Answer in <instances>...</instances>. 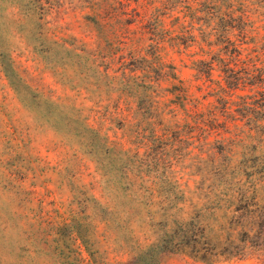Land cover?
Here are the masks:
<instances>
[{
    "label": "rangeland",
    "instance_id": "rangeland-1",
    "mask_svg": "<svg viewBox=\"0 0 264 264\" xmlns=\"http://www.w3.org/2000/svg\"><path fill=\"white\" fill-rule=\"evenodd\" d=\"M242 3L246 1L1 0L0 49L11 54L31 87L81 109L88 123L110 140L128 148L139 132L145 156L152 134L164 131V119L181 122L185 140L181 166L173 178L181 182V188L200 182L201 191L206 189L205 180L221 183L226 173L231 183L250 181L246 174L264 156V145L235 144L220 155L216 166L209 161L203 165L196 162L197 155L205 151L203 145L195 144L194 149L187 127L192 122L188 113L213 110L221 121L226 114L236 118H229L233 119L231 128L239 126L235 132L243 126L249 129L253 107L209 95L205 74L194 64L209 58L204 41L210 23L219 25L229 6L237 18ZM250 8L252 21L264 27V9ZM215 40L213 36L211 41ZM48 41L78 53L89 52L91 60L80 59L81 67L76 70L70 65L60 67L40 55L52 48ZM221 75L219 67L212 72L214 80ZM147 162L140 196L144 209L126 224L124 198L116 196L112 182L76 146L35 121L0 66V264H48L54 256L48 249L53 227L72 220L85 230H97L100 262L134 264V252L157 239V231L147 221L161 219L156 201L164 191L159 193L149 181L164 174L162 170L151 172ZM192 165L195 169H188ZM108 218L117 222L105 225L103 220ZM61 238L67 245L69 233ZM62 252L59 257L69 254L64 246ZM159 257L162 264H202L183 250ZM79 258L89 263L84 249ZM232 264H264V251H253Z\"/></svg>",
    "mask_w": 264,
    "mask_h": 264
},
{
    "label": "trees",
    "instance_id": "trees-1",
    "mask_svg": "<svg viewBox=\"0 0 264 264\" xmlns=\"http://www.w3.org/2000/svg\"><path fill=\"white\" fill-rule=\"evenodd\" d=\"M244 1L237 18L233 17L229 6L219 25L210 23L204 41L208 42L209 51L204 52L209 58L194 64L205 74L209 95L220 101L249 103L254 113L248 118V131L243 126L239 132L233 130L239 129L238 125L229 126L233 121L229 118H234L230 114L221 121L213 110L188 113L192 119L191 126H187L192 132V145L196 149L195 144H202L205 150L196 157V162H203V165L209 161L216 166L220 155L235 144L242 147L264 145V27H258L252 21L250 8L254 5L264 9V1ZM213 36L215 41H211ZM48 44L52 48L40 51V55L60 67L70 65L76 70L81 67L80 59L91 60L89 52L78 53L57 41H48ZM0 66L20 104L35 121L76 146L96 164L108 182H112L116 196L124 198L123 210L129 218V222L124 219L126 224L140 217L144 209L145 202L140 197L146 184L144 161L148 160L151 172L163 171V178L149 181L159 193L164 191L156 201L161 219L155 221L152 217L147 221V226L157 231V239L134 252V264H162L160 255L168 257L182 250L190 252L202 264H232L246 259L253 251H264V156L258 157L252 171L246 174L250 181L231 183L230 175L226 173L222 175L224 181L221 183H216L215 179L205 180L206 189L201 191L197 187L200 182H194V187L185 185L181 188V182L173 178L181 166L180 149L185 140L181 137V122L164 119V131L156 136L152 134L145 156L141 153L139 132L131 147L114 142L92 127L81 109L53 100L31 87L17 70L11 54L1 49ZM216 67L222 72L218 80L212 78ZM193 152L192 149L190 156ZM195 166L188 169H195ZM109 218L103 220L105 225L117 222ZM66 233H69L67 245L61 238ZM53 234L48 249L54 256L48 264H84L85 261L79 258L83 249L90 258L87 264H105L99 261L97 230H85L72 220L70 224L53 227ZM62 246L69 252L67 257H59L64 254Z\"/></svg>",
    "mask_w": 264,
    "mask_h": 264
}]
</instances>
